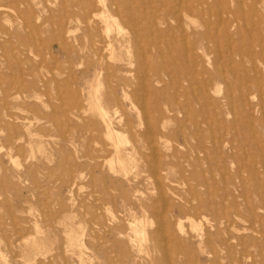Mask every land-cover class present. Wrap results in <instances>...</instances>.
Returning a JSON list of instances; mask_svg holds the SVG:
<instances>
[{"label":"rangeland","instance_id":"rangeland-1","mask_svg":"<svg viewBox=\"0 0 264 264\" xmlns=\"http://www.w3.org/2000/svg\"><path fill=\"white\" fill-rule=\"evenodd\" d=\"M98 1L0 0V264H264V0Z\"/></svg>","mask_w":264,"mask_h":264},{"label":"bare ground","instance_id":"bare-ground-1","mask_svg":"<svg viewBox=\"0 0 264 264\" xmlns=\"http://www.w3.org/2000/svg\"><path fill=\"white\" fill-rule=\"evenodd\" d=\"M100 1V0H99ZM98 1V3H100V4H102L101 2H99ZM118 2V1H117ZM19 3V2H18ZM99 4V5H100ZM110 4H111V2H110ZM121 4V3H120ZM18 6V5H17ZM16 6V7H17ZM67 6V5H66ZM76 6V5H75ZM89 7H91V6H89ZM103 7H104V5H103ZM93 8V7H92ZM101 8H102V6H101ZM105 8V7H104ZM13 9H15V8H13ZM45 9V8H44ZM112 9V8H111ZM89 10V9H88ZM94 10V9H93ZM92 10V13L94 12ZM102 10V9H101ZM46 11H47V9H46ZM90 11H91V9H90ZM103 11V10H102ZM110 11V10H109ZM108 11V12H109ZM115 11H116V9H115ZM20 12H22V11H20ZM66 12H67V10H66ZM88 13V12H87ZM99 13H101V12H99ZM103 13V12H102ZM102 13L101 14H99V15H101L102 16V18H103V15H102ZM105 14L107 13V12H104ZM110 13V12H109ZM113 13V12H112ZM121 13V12H120ZM124 13V12H123ZM131 13V12H130ZM129 13V14H130ZM89 14H90V12H89ZM93 15V14H92ZM96 16H99V15H97V14H95ZM134 15V14H133ZM105 16H108V13H107V15H105ZM110 16V15H109ZM115 16V15H114ZM94 17V16H93ZM112 17V16H111ZM125 17V16H124ZM75 18V17H74ZM82 18H83V16H82ZM91 18V17H90ZM95 18V17H94ZM101 18V17H100ZM104 18H107V17H104ZM103 18V19H104ZM113 18V17H112ZM122 18H123V16H122ZM87 19V23H90L91 21V19L89 20V17L88 18H86ZM85 19V20H86ZM133 19V18H132ZM85 20H84V22H85ZM108 20V19H107ZM106 19H104L103 21H104V25H105V33H107V32H109V30H110V28L112 27H110V25L108 24V21H107ZM115 20V19H114ZM77 21V20H76ZM102 21V22H103ZM112 22H113V20H112ZM129 22V21H128ZM114 24V23H113ZM115 26L117 25L116 23L114 24ZM90 28V27H89ZM75 30V29H74ZM68 32V31H67ZM69 33H70V30H69ZM71 33H72V31H71ZM4 37V36H3ZM2 38V37H1ZM5 38H6V36H5ZM132 38H134L133 36H132V34H130V35H128L126 38H124V39H121L120 41H117V43H118V45H121L122 43H124V42H128L129 40H131ZM106 39V45L105 46H103V47H101V49H93L94 50V52L98 55V53H99V51H102V53L103 52H105V53H107L108 54V56H109V58H108V60L110 61L111 59H112V56L114 57L115 55H114V53H115V51H113L114 49H113V45L111 44L112 43V40H111V38H109L108 36L105 38ZM20 42V41H19ZM98 42V41H97ZM101 42V41H100ZM15 43V42H14ZM19 44V43H18ZM93 43L91 42V45H92ZM18 47H19V45H18ZM20 48H22V46L20 47ZM92 48H93V46H92ZM10 50H12V49H10ZM5 51V50H4ZM9 52V51H8ZM29 52V51H28ZM20 54V53H19ZM3 55V54H2ZM2 57V56H1ZM111 58V59H110ZM115 58V57H114ZM113 60V59H112ZM111 60V61H112ZM6 61V60H5ZM6 66V65H5ZM7 68V67H6ZM16 70L18 69L17 67L15 68ZM120 70V69H119ZM10 72H12V71H10ZM14 73V72H13ZM21 73V72H20ZM98 92L95 90L94 91V93H93V95H94V100H95V98H96V100L98 99V97L100 96H98V94H97ZM100 98V97H99ZM97 102H98V100H97ZM100 102H98V103H96V104H99ZM94 111H95V113L97 114V117H98V119H99V121H100V123H101V125L103 126V131H104V133H105V136H106V138H107V140L110 142V143H113L114 142V140H119L118 138L120 137H117L118 135H116V131H114L115 132V134H114V132H113V130H112V128L110 127V124H111V122H110V118L106 115V113H104V111L99 107V106H95L94 107ZM103 133V134H104ZM146 133V132H145ZM145 133L143 134V135H145ZM118 134V133H117ZM120 135V134H119ZM104 136V135H103ZM104 136V137H105ZM116 138V139H115ZM124 138V137H123ZM160 138V137H159ZM121 141L122 140H124V139H120ZM120 140H119V143H120ZM153 141V140H152ZM114 143H116V144H118L117 143V141L116 142H114ZM151 143V142H150ZM115 144V145H116ZM119 145V144H118ZM118 147V146H117ZM113 155H115V158H116V161H117V163H119V165L122 167V163L123 162H125V161H123V157H122V152H121V150H119V149H117V148H115L114 149V154ZM129 156V155H128ZM132 156V155H131ZM114 158V159H115ZM125 159V158H124ZM124 164V163H123ZM125 168V167H124ZM126 170V169H125ZM121 171V170H120ZM139 186V185H138ZM71 203V202H70ZM71 205V204H70ZM135 220V219H134ZM137 221V220H136ZM130 223V222H129ZM134 225V224H133ZM140 226H141V224H140ZM129 227V226H128ZM142 227V226H141ZM132 228V227H131ZM135 228V227H134ZM133 228V231H134V234H135V231H136V229H134ZM138 229V228H137ZM140 229V228H139ZM132 231V232H133ZM142 231V228H141V230L138 232V234L140 233ZM143 232V231H142ZM137 234V235H138ZM140 236H141V238L140 239H142V241H144L145 240V238H143L144 236H143V233H140L139 234ZM139 236V237H140ZM26 238V237H25ZM141 241V242H142ZM141 242H140V244H141ZM146 242V241H145ZM33 245H35V242H33ZM83 246V245H82ZM138 247H139V245H138ZM140 251H141V249H140ZM139 251V252H140Z\"/></svg>","mask_w":264,"mask_h":264}]
</instances>
